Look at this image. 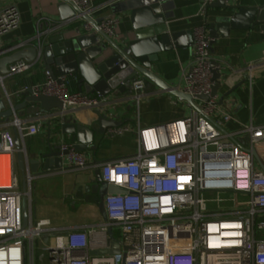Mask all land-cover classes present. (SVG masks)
<instances>
[{"label": "built area", "instance_id": "obj_1", "mask_svg": "<svg viewBox=\"0 0 264 264\" xmlns=\"http://www.w3.org/2000/svg\"><path fill=\"white\" fill-rule=\"evenodd\" d=\"M67 1L76 8L74 16L41 17L33 35L7 45L2 44L3 36L18 27L20 17L15 4L0 9V58L28 47L37 51L32 62L21 59L8 65L7 76L40 64L43 44L56 31L76 21H82L85 31H93L83 16L96 19L112 2ZM214 1L199 0V13L206 16ZM117 23V18L105 16L98 27L111 35ZM192 33V59L179 89L192 96L197 109L188 104L189 114L180 118L138 125L137 149L130 156L90 163L72 144H61L67 151L63 170L97 168L102 181L120 190L105 195L106 219L97 224L63 234L48 219L32 221L30 188L36 174L27 173L21 184L7 129L16 128L23 138L39 134L43 125L13 117L0 126V264H36L37 253L46 264H264V170L253 153L264 146V124L251 120L237 131L226 129L233 116L212 96L216 83L212 39L205 24ZM258 63L247 65L250 83ZM4 76L0 74L1 84ZM70 81L69 76L54 79L45 70L42 82L13 94L31 88L34 94L58 97L67 111L102 109L117 100L114 92L100 96L71 91ZM143 88L144 80L138 78L126 100L138 106ZM7 103L12 106L10 99ZM128 130L122 126L110 131ZM24 199L29 212L26 224ZM112 245L116 253L110 252ZM99 250L107 252L92 254Z\"/></svg>", "mask_w": 264, "mask_h": 264}, {"label": "crops", "instance_id": "obj_2", "mask_svg": "<svg viewBox=\"0 0 264 264\" xmlns=\"http://www.w3.org/2000/svg\"><path fill=\"white\" fill-rule=\"evenodd\" d=\"M96 4H103L113 0H94ZM60 0H2L0 9L9 4H15L19 12L20 22L16 29L5 34L2 44H10L19 38L31 36L36 29V21L41 17L59 20L57 5ZM262 0H242L244 4H259ZM174 18L169 20L173 31H192L195 27L204 25L207 19L221 13V10L209 8L206 16L199 13V0H174L172 9ZM110 16L118 19L113 38L120 39L124 32L131 27L129 13L114 14L109 7L101 10L96 18ZM82 26V21H76L53 34H64L66 38L75 34V29ZM212 58L221 64V87L219 99L225 92L242 83L230 95L219 103L223 111L231 113L233 119L225 124L229 131H237L251 120L264 124V33L256 27L253 30H231L226 37H219L212 43ZM192 59V46L163 52L160 60L155 62L152 70L166 83L174 87H181L183 74ZM259 62L255 67L253 80L247 78L246 68L250 63ZM45 67L42 62L31 70L15 76L5 75L3 84L0 83V92L6 90L9 94L19 88L17 78L22 84L40 83L44 79ZM143 78V77H140ZM142 98L138 106L126 100L127 94L114 92L117 100L102 109L78 107L69 112L77 122L89 125L95 129L94 142L84 151L90 163L101 162L107 159L122 158L132 155L137 149L138 125H157L189 114L188 103L166 93L148 82L145 78ZM72 82V83H71ZM16 88V89H14ZM71 91H79L77 82L71 80ZM84 92V91H83ZM96 95V94H94ZM54 110L47 113L29 115L22 111L18 118L25 122H41L42 130L37 135L21 138L23 148L30 157L33 148L45 144L48 128L52 130V137L58 143L74 144L73 136L62 134L60 120L54 117ZM98 114L106 119H114L121 123L117 127H107L106 131H99ZM0 118V126L12 120ZM128 127V131L114 134L110 130L118 127ZM14 139V129H7ZM257 164L264 165V146L256 147ZM16 158V154H15ZM262 168V167H261ZM97 168L83 170H61L51 173H38L32 182L31 217L36 224L42 219H48L52 227L59 233H66L73 229H82L97 224L105 218L99 209L98 189L96 177ZM20 182L23 185L24 177L21 173Z\"/></svg>", "mask_w": 264, "mask_h": 264}, {"label": "water", "instance_id": "obj_3", "mask_svg": "<svg viewBox=\"0 0 264 264\" xmlns=\"http://www.w3.org/2000/svg\"><path fill=\"white\" fill-rule=\"evenodd\" d=\"M173 7L174 0H113L109 5L111 11L114 14L129 13L131 20L130 29L124 32L120 39L115 40L114 33L110 35L99 29L98 23L104 17L92 19L84 15L83 19L91 24L93 31L87 32L83 26H78L75 34L68 38L64 34L50 35L43 44L41 62L52 78L69 76L77 82L80 91L88 94L100 96L113 92L127 94L131 84L143 77L162 91L197 109L191 95L166 83L152 70L153 64L160 60L161 53L193 46L192 31L172 30L169 20L174 18ZM57 8L60 20L68 19L76 13V8L67 0H60ZM209 8L221 10V13L210 20L207 19L205 23L212 43L219 37L228 36L231 30L249 31L258 27L264 33V0L255 5L244 4L242 0H216L208 6ZM36 52L34 47H28L0 58V74L6 75L8 65L21 59L34 61ZM211 66L216 82L212 96H217L222 84L221 64L211 60ZM241 84L225 92L219 103L222 104L224 98ZM24 86L27 84L22 87ZM13 93L9 94L6 90L0 92V118H18L22 111L32 115L54 110V117L60 120L61 133L73 136L75 139L73 147L76 150L84 151L94 142L95 129L77 122L73 115L64 109V103L58 97L34 94L31 88L17 94ZM198 97L202 100L208 99L205 95ZM8 99L11 100L12 106L8 105ZM98 123L99 131L121 125L114 119L104 118L101 114H98ZM13 129L16 164L24 178L27 173L45 174L63 170L67 151L62 150L61 144L53 139L50 127L45 144L33 148L30 157L23 148L19 132L16 128ZM253 153L258 157L255 150ZM261 167L264 170V165L261 164ZM95 173L99 183V209L106 219L104 197L106 194L119 193L120 190L102 181L99 170ZM23 209L26 224L29 214L26 199L23 200ZM106 252L99 250L93 251L92 254ZM110 252H117L116 245H112Z\"/></svg>", "mask_w": 264, "mask_h": 264}, {"label": "rangeland", "instance_id": "obj_4", "mask_svg": "<svg viewBox=\"0 0 264 264\" xmlns=\"http://www.w3.org/2000/svg\"><path fill=\"white\" fill-rule=\"evenodd\" d=\"M15 168H16V173H17L18 177H20L21 171L19 170L17 164H15ZM36 264H46V260H44V262H42L38 253H37V258H36Z\"/></svg>", "mask_w": 264, "mask_h": 264}, {"label": "trees", "instance_id": "obj_5", "mask_svg": "<svg viewBox=\"0 0 264 264\" xmlns=\"http://www.w3.org/2000/svg\"><path fill=\"white\" fill-rule=\"evenodd\" d=\"M17 79H18V81H16V85H14V87L20 88V87H22L24 84H26L25 81H23V84H22V80L19 81L20 79H19V78H17ZM71 80L74 82L73 79H71ZM71 83H72V82H71ZM14 89H16V88H14Z\"/></svg>", "mask_w": 264, "mask_h": 264}, {"label": "bare ground", "instance_id": "obj_6", "mask_svg": "<svg viewBox=\"0 0 264 264\" xmlns=\"http://www.w3.org/2000/svg\"><path fill=\"white\" fill-rule=\"evenodd\" d=\"M1 158L7 160V156H1Z\"/></svg>", "mask_w": 264, "mask_h": 264}]
</instances>
